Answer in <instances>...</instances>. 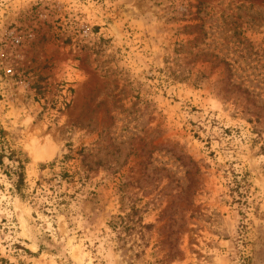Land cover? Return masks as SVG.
Wrapping results in <instances>:
<instances>
[{
	"label": "rangeland",
	"instance_id": "1",
	"mask_svg": "<svg viewBox=\"0 0 264 264\" xmlns=\"http://www.w3.org/2000/svg\"><path fill=\"white\" fill-rule=\"evenodd\" d=\"M0 154V264H264V0H0Z\"/></svg>",
	"mask_w": 264,
	"mask_h": 264
},
{
	"label": "trees",
	"instance_id": "2",
	"mask_svg": "<svg viewBox=\"0 0 264 264\" xmlns=\"http://www.w3.org/2000/svg\"><path fill=\"white\" fill-rule=\"evenodd\" d=\"M3 157H7L8 159H13L14 161H16V165H15V168L12 170V174L16 177V180L14 183L15 187L17 190H20L21 186L24 183V160L23 158L19 155L13 158L11 154L8 156H4L3 154H0V163L2 162Z\"/></svg>",
	"mask_w": 264,
	"mask_h": 264
},
{
	"label": "bare ground",
	"instance_id": "3",
	"mask_svg": "<svg viewBox=\"0 0 264 264\" xmlns=\"http://www.w3.org/2000/svg\"><path fill=\"white\" fill-rule=\"evenodd\" d=\"M34 151H35V154H36L37 156H39L37 152H40V150L35 149Z\"/></svg>",
	"mask_w": 264,
	"mask_h": 264
}]
</instances>
